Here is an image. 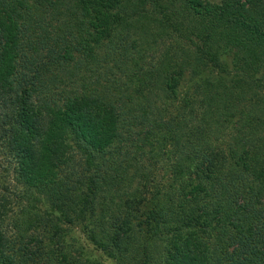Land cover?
Returning a JSON list of instances; mask_svg holds the SVG:
<instances>
[{
  "label": "trees",
  "instance_id": "16d2710c",
  "mask_svg": "<svg viewBox=\"0 0 264 264\" xmlns=\"http://www.w3.org/2000/svg\"><path fill=\"white\" fill-rule=\"evenodd\" d=\"M0 142V264H264V0H0Z\"/></svg>",
  "mask_w": 264,
  "mask_h": 264
},
{
  "label": "rangeland",
  "instance_id": "374dc122",
  "mask_svg": "<svg viewBox=\"0 0 264 264\" xmlns=\"http://www.w3.org/2000/svg\"><path fill=\"white\" fill-rule=\"evenodd\" d=\"M207 1L217 3L219 0ZM14 167L13 159L0 142V205L12 213L18 209L19 201L16 195L20 189L15 180Z\"/></svg>",
  "mask_w": 264,
  "mask_h": 264
}]
</instances>
